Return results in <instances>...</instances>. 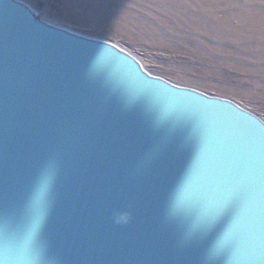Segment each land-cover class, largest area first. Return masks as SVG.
I'll return each instance as SVG.
<instances>
[{"label":"water","instance_id":"water-1","mask_svg":"<svg viewBox=\"0 0 264 264\" xmlns=\"http://www.w3.org/2000/svg\"><path fill=\"white\" fill-rule=\"evenodd\" d=\"M0 264H264V120L0 0Z\"/></svg>","mask_w":264,"mask_h":264},{"label":"rangeland","instance_id":"rangeland-1","mask_svg":"<svg viewBox=\"0 0 264 264\" xmlns=\"http://www.w3.org/2000/svg\"><path fill=\"white\" fill-rule=\"evenodd\" d=\"M22 1L48 22L114 43L150 74L264 120V0Z\"/></svg>","mask_w":264,"mask_h":264},{"label":"bare ground","instance_id":"bare-ground-1","mask_svg":"<svg viewBox=\"0 0 264 264\" xmlns=\"http://www.w3.org/2000/svg\"><path fill=\"white\" fill-rule=\"evenodd\" d=\"M76 2H80V3H82L83 0H76ZM84 2H85L86 4H88L89 6H92V5L95 4V2H91V1H89V0H84ZM84 2H83V3H84ZM89 15H91V14H89Z\"/></svg>","mask_w":264,"mask_h":264}]
</instances>
